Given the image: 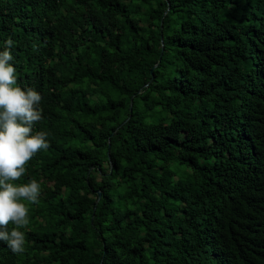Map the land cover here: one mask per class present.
<instances>
[{
	"label": "trees",
	"instance_id": "16d2710c",
	"mask_svg": "<svg viewBox=\"0 0 264 264\" xmlns=\"http://www.w3.org/2000/svg\"><path fill=\"white\" fill-rule=\"evenodd\" d=\"M8 38L49 146L0 264H264V0H0Z\"/></svg>",
	"mask_w": 264,
	"mask_h": 264
},
{
	"label": "clouds",
	"instance_id": "9594fccd",
	"mask_svg": "<svg viewBox=\"0 0 264 264\" xmlns=\"http://www.w3.org/2000/svg\"><path fill=\"white\" fill-rule=\"evenodd\" d=\"M13 46L8 38L0 50V243L22 254L26 244L22 229L30 223L29 205L39 203L41 184L36 179L18 181L26 173V164L49 145L47 132L35 130L43 119L42 97L17 83Z\"/></svg>",
	"mask_w": 264,
	"mask_h": 264
},
{
	"label": "water",
	"instance_id": "95a60500",
	"mask_svg": "<svg viewBox=\"0 0 264 264\" xmlns=\"http://www.w3.org/2000/svg\"><path fill=\"white\" fill-rule=\"evenodd\" d=\"M129 109H130V111H131V109H132V103L130 102V105H129ZM109 144V143H108ZM110 145V144H109ZM98 194L100 195V192L98 191Z\"/></svg>",
	"mask_w": 264,
	"mask_h": 264
}]
</instances>
